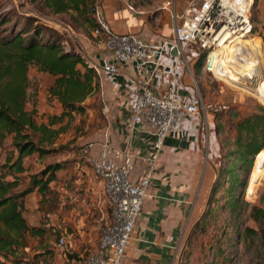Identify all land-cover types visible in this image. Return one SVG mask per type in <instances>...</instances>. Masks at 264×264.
Returning a JSON list of instances; mask_svg holds the SVG:
<instances>
[{
	"label": "rangeland",
	"instance_id": "obj_1",
	"mask_svg": "<svg viewBox=\"0 0 264 264\" xmlns=\"http://www.w3.org/2000/svg\"><path fill=\"white\" fill-rule=\"evenodd\" d=\"M100 1L87 0L85 9L80 11L67 10L62 13H53L41 0H0V43L11 41L20 35L21 45H24L34 31H40V34L33 38L35 43L53 42L62 52L83 56L84 51L89 53V48L95 47L96 43L100 42L99 38L91 35L94 27L93 9L95 6H99ZM165 1L167 0H125V3L128 8L144 12L152 20L154 18L158 20ZM185 1L178 0L180 10ZM260 21L264 22V0H253L250 10L251 31L245 45L247 51H257L261 55L264 77V48L260 40V35L264 34V28L258 26ZM3 48L10 55L17 52V49L11 46ZM250 62L243 60L240 67L249 66ZM6 63L7 61L4 60L3 65ZM261 63H259L260 66ZM190 72L200 98L213 106L223 107L222 110L210 117L209 125L199 118L201 126L209 128L207 133L213 135L218 148H221V143L229 142L232 139L233 125L237 118L250 114L259 107L264 108V101L259 95L260 93L264 94V83H259L255 90L245 83L233 85L229 82L223 83L204 73L201 66L196 71L194 64L191 65ZM7 79L4 77L1 83L6 82ZM25 79L23 108L25 111H30L33 103L35 111L32 122L36 127L41 124L46 125L48 117L51 116L47 109L57 108L55 99L51 98L47 92L53 79L38 72L31 64L25 68ZM95 92L96 90H93L82 102L77 103L82 108L80 112H71L60 122L51 127L47 126L48 131L51 128L55 129V134L48 136L47 132H37L34 135L30 133L34 142L39 143L42 149L50 152L41 158L35 155L24 158L23 168L27 175L38 173L48 164L59 163L62 165V169L55 173V180H58L59 184L62 182L70 186L67 175L71 173L72 160L81 157L82 147L93 141V133L102 126V118L98 110L99 95H96ZM8 144L9 138L5 140L4 146L0 150V161L9 154L15 156V152L8 147ZM257 159L259 161L256 173L252 175L251 170L246 190L244 189L236 209L232 212L227 207V196L221 195V193L215 196L216 203L209 205L208 209H206L205 198H202L203 205L199 206L192 222H189L188 226L184 228V235L176 253L177 259L175 260L178 261V264H264V256L257 243L242 235V231L246 227L256 229L255 224L248 218V206L256 205L259 196L264 194V151L259 154ZM26 177L22 176L21 188L27 184ZM72 186L75 189L77 185L73 182ZM37 200L36 218L45 237L26 241V248L18 249L14 255L7 256L8 258L0 257V262L3 264H36L35 252L49 249L48 251L59 254L58 264H77V262L83 264L90 254L88 248L86 250L81 248L80 256L71 260L69 255L74 252L66 244L63 247H58L56 244L59 237H63L67 243L72 240L73 237L69 240L61 231L66 228V225L72 229L74 222L72 218L77 216L69 214V206H67L68 208L64 206V210L57 215L55 203H53L55 198L51 196L49 190L44 195H39ZM35 201L36 198L31 196L27 205L33 209ZM89 216L84 221H89ZM57 219L60 222L59 227L65 226H62L60 230L55 227ZM60 233L62 235H59ZM37 261L39 260L37 259ZM53 262L55 264V261Z\"/></svg>",
	"mask_w": 264,
	"mask_h": 264
},
{
	"label": "crops",
	"instance_id": "obj_2",
	"mask_svg": "<svg viewBox=\"0 0 264 264\" xmlns=\"http://www.w3.org/2000/svg\"><path fill=\"white\" fill-rule=\"evenodd\" d=\"M177 2L178 0H174V9L176 13H180L182 9L180 10ZM99 5L110 30L114 33L139 32L147 39L168 37L171 34L172 20L164 11H161L158 20L156 18L152 20L144 12L128 8L125 0H101ZM258 26L264 28V22L260 21ZM99 44L97 42L95 47L89 48V53H97L100 49ZM197 54L198 51L194 46L187 47L175 67L178 94L182 99L195 93L190 67L194 64ZM173 60V51L167 49L160 60L161 67L150 79L151 87L159 93L165 91L172 75ZM91 81L93 88L85 98L96 90V95H99L98 110L102 118V126L93 133L92 142L99 143L103 133L107 132L111 147L121 149L129 144L135 154L132 176L135 180L145 169V159L152 140L151 130L148 127H138L130 136L127 131L130 125V107L138 91L136 79L132 77L130 71L119 68L116 75H104L100 79L91 76ZM55 101L57 108H48L47 112L49 115L58 116L62 108L56 99ZM210 117H206L207 125L210 123ZM207 130L209 132V128L202 127L200 119L193 116L180 125L176 134L164 140L140 215L134 225L132 239L120 264H178L175 259L184 235V228L192 222L199 206L203 205V197L206 201L213 172L219 162L218 145L213 135L210 133L208 135ZM98 149V144H95L92 152L96 153ZM72 161L71 173L67 175L70 186L62 182L59 184L60 182L55 180L48 190L56 200L53 203L57 215L64 210V206L66 208L69 206V214L77 216L72 218L74 220L72 229L66 225L61 231L67 239L71 240L73 237L69 243L65 242L74 252L69 255L71 260H74L80 256L81 248L83 250L88 248V253L95 249L99 229L107 222L108 214L102 185L93 177L85 157L81 153V157H76ZM22 175L27 176V172L24 171ZM73 182L77 185L75 189L71 187ZM31 196L36 198L33 209L27 205ZM65 198L67 200H64ZM37 199L39 194L35 190L25 196L22 217L28 227L40 229L36 218ZM88 216L90 220L84 221ZM59 223L57 219L55 227L60 230L64 225L59 227ZM44 237L41 229L34 236L25 234L23 244L18 249L26 248L25 243L28 240ZM48 250L41 249L35 252L36 264H54L53 261L58 264L59 254ZM14 254L15 252L9 255Z\"/></svg>",
	"mask_w": 264,
	"mask_h": 264
},
{
	"label": "built area",
	"instance_id": "obj_3",
	"mask_svg": "<svg viewBox=\"0 0 264 264\" xmlns=\"http://www.w3.org/2000/svg\"><path fill=\"white\" fill-rule=\"evenodd\" d=\"M252 2L186 0L181 12L176 13L174 0H167L161 10L172 20L171 34L157 39H147L139 32H112L100 5L94 7L95 27L91 35L100 39V49L95 54L84 51L80 57L97 79L116 75L119 68L131 72L138 91L130 107L127 131L130 136L134 129L148 127L152 140L145 169L135 180L132 178L135 154L129 144L121 149L113 148L108 133L104 132L99 143L89 142L82 147L81 153L93 177L102 185L108 214L107 222L99 229L95 249L83 264H120L132 239L164 140L176 134L180 125L190 117L202 118L207 124L206 117L223 109L203 101L196 87L192 96L185 99L179 96L175 67L184 50L194 46L197 57L203 55L201 70L216 81L231 85L253 82V71L246 66L240 67L249 55L238 43L250 35ZM167 49L174 53L173 70L165 91L159 93L151 87L150 79L161 67L160 60ZM95 144L99 149L93 153ZM56 244L65 246V239L59 237Z\"/></svg>",
	"mask_w": 264,
	"mask_h": 264
},
{
	"label": "trees",
	"instance_id": "obj_4",
	"mask_svg": "<svg viewBox=\"0 0 264 264\" xmlns=\"http://www.w3.org/2000/svg\"><path fill=\"white\" fill-rule=\"evenodd\" d=\"M41 1L53 13L67 10L80 11L85 9L87 4V0ZM39 34L40 31H34L24 45H21L20 35L11 41L0 43V150L5 140L9 138L8 147L15 152L14 157L9 154L0 161V257L2 258L16 252L23 244L25 234L34 236L40 231L39 228L26 225L22 217L23 199L34 190L39 195H44L50 184L55 181V173L62 169L59 163L48 164L38 173L27 175V184L21 188L23 183L21 174L24 173L23 159L33 155L41 158L50 152L34 142L32 135L37 132H47L48 136L55 134L56 130L48 131L47 126L51 127L60 122L71 112H80L82 108L77 103L82 102L93 88L91 76L93 77L94 74L85 66L81 57L76 53L62 52L53 42L35 43L33 38ZM260 40L264 48V34L260 35ZM9 46L16 48L17 52L8 54L3 47ZM202 57L203 55L200 54L194 62L196 71L200 69ZM4 60L7 61L5 65H3ZM30 64L38 72L53 79L47 92L62 108L58 116H49L46 125L41 124L37 127L32 122L34 104L32 103L30 111H25L23 108L25 68ZM4 77L8 79L1 83ZM221 144V148H218L219 162L213 172L205 205L208 209L209 205L216 203L215 196L221 193L227 196V207L232 212L236 209L244 189L246 190L251 170L252 175L256 173L259 161L257 158L264 151V108L259 107L254 112L237 118L233 125L232 139ZM7 177L9 179H6ZM248 208V218L255 224L256 229L246 227L242 235L246 239L255 241L264 256V194L259 196L256 205H250Z\"/></svg>",
	"mask_w": 264,
	"mask_h": 264
},
{
	"label": "bare ground",
	"instance_id": "obj_5",
	"mask_svg": "<svg viewBox=\"0 0 264 264\" xmlns=\"http://www.w3.org/2000/svg\"><path fill=\"white\" fill-rule=\"evenodd\" d=\"M226 40H224L225 42ZM248 40L245 39L243 41H239V46L240 48H243L247 53H248V59L246 58L247 61H251L250 62V65L249 66H246L247 68H250V70H252L253 72V76H252V83L248 84V83H245L247 84V86L249 87H253V89L255 90L257 85L259 83H264V77H263V71H262V61H261V55L259 54V52L257 51H247V47L245 45V43L247 42ZM252 53H255V55L253 56ZM253 57V58H252ZM258 57V58H257ZM254 61V62H253ZM243 63V62H242ZM261 63V66L260 64ZM251 67H254V68H251ZM234 84V83H233ZM249 89V88H248ZM261 96V100L264 101V94L263 93H260L259 94Z\"/></svg>",
	"mask_w": 264,
	"mask_h": 264
}]
</instances>
